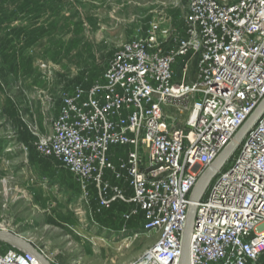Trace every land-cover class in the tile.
I'll return each instance as SVG.
<instances>
[{"label":"built area","instance_id":"obj_1","mask_svg":"<svg viewBox=\"0 0 264 264\" xmlns=\"http://www.w3.org/2000/svg\"><path fill=\"white\" fill-rule=\"evenodd\" d=\"M186 5L184 36L174 47L163 52L153 37L157 24L123 43L99 78L62 94L50 136L33 144L83 191L94 185L101 207L121 201L140 209L138 233L157 240L128 264H179L192 189L264 99V0ZM176 109L187 111L185 120ZM112 147L129 148L117 165ZM225 165L196 204L191 264H264V113ZM105 172L124 179L131 198L104 181ZM0 264L39 262L9 250Z\"/></svg>","mask_w":264,"mask_h":264},{"label":"rangeland","instance_id":"obj_2","mask_svg":"<svg viewBox=\"0 0 264 264\" xmlns=\"http://www.w3.org/2000/svg\"><path fill=\"white\" fill-rule=\"evenodd\" d=\"M187 13L186 0L4 1L0 6V66L6 73L0 76V109H5L11 117L17 114L13 122L20 118L34 131L33 117H28L24 105L21 110L16 106L19 100L23 102L24 93L32 91L34 100L40 102L38 108L44 117L48 105L50 113L54 112L56 96L60 104L62 94L73 85L90 84L105 69L115 50L129 40L147 37L152 24L158 25V32L153 36L158 45L164 51L172 47ZM175 69L178 72L177 66ZM194 73L193 63L188 78H192ZM188 78L185 83L194 81ZM177 80L182 82L180 78ZM3 101L11 105L3 106ZM174 112L181 121L187 117V111L176 109ZM7 123L12 125L0 117L1 135L5 136L3 141L8 142L2 148L5 153H0V223L17 225V230L33 238L40 248L47 244L50 255L57 249L63 257H70L69 264H115L117 261L128 264L140 257L141 244L146 248L153 246L157 237H136L122 229L123 243L113 256H107V251L97 247L86 249L84 242L104 240L101 234L93 235L92 228L88 230L83 224L71 234L56 227L42 228L40 207L34 204V197L26 198L21 193L24 188L17 174L13 176V171L24 169L22 159L24 161L27 151L21 149V157L16 159L10 155L9 151L18 146L14 145L17 142L15 134L6 129ZM46 123L50 124V121ZM237 148L226 165L236 156ZM111 150L121 153L126 148L112 147ZM83 194L82 199L86 196ZM66 200L68 202L69 198ZM74 202L78 201L75 199ZM75 215L79 220L85 219L80 207ZM49 221L46 220L52 225Z\"/></svg>","mask_w":264,"mask_h":264},{"label":"crops","instance_id":"obj_3","mask_svg":"<svg viewBox=\"0 0 264 264\" xmlns=\"http://www.w3.org/2000/svg\"><path fill=\"white\" fill-rule=\"evenodd\" d=\"M228 1L229 3H235L238 0ZM183 36L184 21L182 29L179 31L178 36L174 39V41ZM174 44L175 43L173 42L172 47H174ZM172 47L165 51L163 50V52L170 50ZM108 61L106 63V66L108 64ZM70 89L68 91H70ZM31 93L32 91L30 90L24 93L23 102H20L19 100L16 106L18 110H21L22 105H24V107L28 111V117H33L32 125L34 131H32L27 125L22 123L20 121V118L19 120L13 122V120H11L5 113V110H3L2 108L0 109L1 119L4 120V122H6V120H9L12 123V125L10 123H7L5 125L7 127L6 129L11 130L15 134V138H17V142H14V145L18 147L15 146L16 148L13 149V151L12 149H9L10 155L13 156V159H16L21 157L20 154L22 151H27L26 157H24V161L22 159L24 169L21 171H13V176L15 177L17 174V178L20 180V183L24 188L21 193L26 195V198L28 196L29 198L31 196L34 197V204L37 208L40 207L39 210L42 211L43 220V224L41 226L42 228L44 227L46 229L56 227L71 234V232H74L76 228L80 227L83 224V226H86L88 230L92 228L91 232L93 235L101 234V238L104 240V242H84L83 244L86 249L87 247L90 249H94L95 247H97L99 248V250L107 251V256L109 254L113 256V252L115 250H119L120 243H123L124 236L122 234V229L131 234L134 233V235L141 230L144 221L142 212L135 204L121 201L113 202L109 208L101 207L98 201L97 190L94 185L88 184L86 191H83L81 183L74 175L66 170L60 162L53 158H44L40 156L35 151V149H28V147L32 146L36 140L40 138H47L50 136V124L56 117L59 108V102H57L58 100L56 96L55 104L53 107L54 112L50 113L48 105L45 111L47 112V114L42 117L40 109L38 108L40 106V102L34 100L35 95H31ZM6 104V101H3L2 105L5 106ZM168 112L172 113L171 111ZM35 115H37V118ZM47 120L50 121V124L46 123ZM4 138L5 136H2L0 131V153H5L3 152L2 148L4 146L6 147V145L8 144V142L3 141ZM24 148L25 150H23ZM125 148L126 150L122 151L121 153H114L112 152V150H110V160L113 162V164L117 165L121 159H124L126 157L129 148ZM7 175L8 173L5 174V176ZM104 181L110 183L111 185L119 187L126 198H131L132 191L124 179L116 180L111 172H105ZM83 193H85L86 196L82 199ZM35 195L37 196V198L35 197ZM67 198H69L70 201L68 200L67 202ZM75 199L78 201L77 203L74 202ZM79 207L83 209L85 213V219L79 220V218L75 215V211H77ZM131 211H135V213L131 214L129 220H125L124 215L131 213ZM47 219L50 220L49 222L52 225L46 222ZM0 224L5 225L8 231L18 234L20 237L30 241V243H32V245L36 247L52 264H69V261H71L70 257H63V253H59L57 249L52 255H50V249L47 244H44L43 248H40L39 245L35 244L33 238L24 236L21 231L17 230V225H7L6 223L4 224V222ZM100 230L104 232L100 233ZM141 235H144L149 239H154L156 237V235L148 236L141 233H138L136 237ZM78 240L82 241L81 239ZM114 242L117 243L114 244ZM111 243L113 244L111 245ZM145 248L146 247H143L142 244L139 247L140 257L146 250L150 249L151 246L146 249ZM9 250L15 249L6 243L0 242V253H5ZM113 263L114 262H112V264ZM122 263L123 261H117L115 264Z\"/></svg>","mask_w":264,"mask_h":264},{"label":"water","instance_id":"obj_4","mask_svg":"<svg viewBox=\"0 0 264 264\" xmlns=\"http://www.w3.org/2000/svg\"><path fill=\"white\" fill-rule=\"evenodd\" d=\"M264 113V99L247 119L243 126L237 131L227 147L219 154L216 160L201 174L196 185L189 196V205L186 213L185 224L181 237V255L179 264H191V234L196 213V204L203 198L208 185L214 176L222 169L229 160L239 143L243 140L249 130L256 124ZM0 242L10 245L15 250L22 253H30L39 264H52L30 241L20 237L18 234L7 230H0Z\"/></svg>","mask_w":264,"mask_h":264},{"label":"trees","instance_id":"obj_5","mask_svg":"<svg viewBox=\"0 0 264 264\" xmlns=\"http://www.w3.org/2000/svg\"><path fill=\"white\" fill-rule=\"evenodd\" d=\"M4 1H6V0H0V6H1V4H2ZM103 72H104V71H102L101 74H103ZM5 73H6V70H5L3 67L0 66V76L2 77L3 75H5ZM101 74H100V75H101ZM100 75H99V76H100ZM99 76H98V77H99ZM98 77H97V78H98ZM7 105L9 106V105H11V104H10V103H7ZM4 110H5V109H4ZM5 113H6V112H5ZM6 114H7V113H6ZM7 115L9 116V118H10L11 120H14V118L16 117L17 114H15L13 117H11V116L9 115V113H8ZM28 149H33V150H34L33 145L30 146V147H28Z\"/></svg>","mask_w":264,"mask_h":264}]
</instances>
